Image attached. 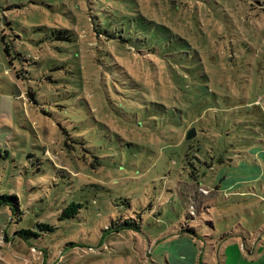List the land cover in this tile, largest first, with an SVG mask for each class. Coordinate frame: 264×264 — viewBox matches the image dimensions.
Returning a JSON list of instances; mask_svg holds the SVG:
<instances>
[{
    "label": "rangeland",
    "instance_id": "obj_1",
    "mask_svg": "<svg viewBox=\"0 0 264 264\" xmlns=\"http://www.w3.org/2000/svg\"><path fill=\"white\" fill-rule=\"evenodd\" d=\"M122 4L154 21L145 49L159 26L157 53L106 40ZM262 8L0 0V194L21 210L0 206V264H264ZM193 118L213 123L193 173L207 194L192 192L193 168L180 160ZM224 140L227 153L243 152L228 165L212 146ZM68 205L74 214L60 219Z\"/></svg>",
    "mask_w": 264,
    "mask_h": 264
},
{
    "label": "trees",
    "instance_id": "obj_2",
    "mask_svg": "<svg viewBox=\"0 0 264 264\" xmlns=\"http://www.w3.org/2000/svg\"><path fill=\"white\" fill-rule=\"evenodd\" d=\"M121 8L118 9H114L111 13L109 11V23L111 24L112 27H115V29L112 32H109L107 30H105V38L107 39H114L115 42L112 41V43L115 46H121L124 47L128 50H130L131 47L133 48H140L142 50H139L141 52H145L149 51V52H154L157 53L156 51V47L159 44V33H156L157 30H159V26H157V24L155 23V27L154 30H152L151 32V36H150V44L146 45L147 48L149 49H145V46L143 45L142 42V38L144 37L143 33H141L142 29H147L149 28V24H153L154 21L152 19H148L149 17H144V16H140L137 14L141 13L138 10L129 8L126 4H122ZM264 9V8H262ZM113 14V15H112ZM117 14L119 17V20L114 21V19L116 17H114V15ZM64 37L67 40H71L70 39V35L66 30L62 31ZM99 36V33H97ZM157 39V40H156ZM1 40L4 43V51L6 52V54L8 56H10L9 53V46L8 44L5 42V36L4 34H2L1 36ZM134 40V42H132ZM131 43H135V47L131 44ZM12 59H14V57H10L9 61L10 64L12 65ZM16 73H21V72H26V70H24L23 68H21L20 70H16ZM18 76V75H17ZM24 78H26V75H23ZM25 95L27 96L28 100H32L35 101V98L33 96L32 91L28 88V90H25ZM255 102V100L253 101ZM256 105V104H255ZM234 109V108H233ZM234 112V110H233ZM136 119L133 118L132 122L135 123ZM202 121L201 118L196 119L193 118L192 121L190 122L191 126L195 127V135L194 137L190 138V139H183L182 141V146H181V154H180V160L184 161V164H189L192 166L193 171L192 173H190L192 176L193 173H197L196 167L194 166V163H198L201 164L202 161L199 158V156L196 154V152L200 151V144H207V145H211V143L214 141L212 138V131L211 128H213V123H203V122H199ZM199 124L197 127L194 124ZM66 132V131H64ZM222 138H225V135H222ZM205 139H207L208 141L205 142ZM225 140L222 143H214V152H216V155H214L216 158L217 162L222 163L223 161H225L224 164L231 163L234 162V157L235 158H239L243 152L241 150H232V152L227 153L228 149H226L227 146L224 145ZM234 142L236 144H238L235 140ZM250 149V147H248V150ZM1 153V151H0ZM247 156L249 155V157H252V160L256 161V155L255 153L252 155L250 152H246ZM262 155L264 154L263 152L261 153ZM207 166H210V164H207ZM38 169V168H37ZM196 176V175H195ZM194 178L196 179V187H194L195 189L192 190V192H195L196 189L199 190L198 192L201 194V191H205L206 194L209 193V190L202 188L201 186L198 185V180L197 177ZM190 189V188H189ZM185 190H187V188H185ZM204 193V192H202ZM194 194V193H193ZM2 205H7L10 207V209L13 210V212H16L17 214L21 213L20 207H19V203H18V198L16 197V195L14 194H0V206ZM78 206L79 204H70V206ZM70 206H65L63 208V210L61 211L59 218L63 219V218H67L70 217L74 214V212H70ZM11 220V219H10ZM42 228L51 231L53 226L47 223H41L39 224ZM119 225V226H118ZM117 226H115L114 228H110V226H107L105 229L109 230V229H113V230H119V228H124L127 226H131V223L129 221H124L121 224H118ZM16 234L20 235L22 238H25L27 236H32L35 235V232L33 230H31L30 228H21L19 230L15 231ZM4 238L7 239L8 237L6 236V234L4 235Z\"/></svg>",
    "mask_w": 264,
    "mask_h": 264
},
{
    "label": "water",
    "instance_id": "obj_3",
    "mask_svg": "<svg viewBox=\"0 0 264 264\" xmlns=\"http://www.w3.org/2000/svg\"><path fill=\"white\" fill-rule=\"evenodd\" d=\"M194 135H195V129L194 128H190L186 132L185 138L186 139H190V138L194 137Z\"/></svg>",
    "mask_w": 264,
    "mask_h": 264
}]
</instances>
